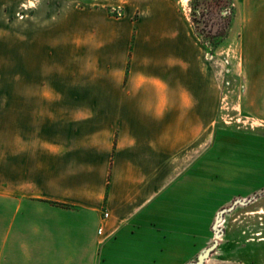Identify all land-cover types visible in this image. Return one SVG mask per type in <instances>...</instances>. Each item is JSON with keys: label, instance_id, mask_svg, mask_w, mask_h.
<instances>
[{"label": "crops", "instance_id": "1", "mask_svg": "<svg viewBox=\"0 0 264 264\" xmlns=\"http://www.w3.org/2000/svg\"><path fill=\"white\" fill-rule=\"evenodd\" d=\"M30 2L0 93V264L192 262L222 206L264 186L245 181L264 176V136L222 129L214 146L213 64L174 0H142L134 21L100 1ZM233 6L227 72L237 117L257 127L264 0Z\"/></svg>", "mask_w": 264, "mask_h": 264}, {"label": "rangeland", "instance_id": "2", "mask_svg": "<svg viewBox=\"0 0 264 264\" xmlns=\"http://www.w3.org/2000/svg\"><path fill=\"white\" fill-rule=\"evenodd\" d=\"M13 1H15L14 4H12ZM30 1L19 0L16 2V0H11L8 6L5 5L3 9H0V93L4 92L2 90L5 88H11L13 58L17 48L15 45L20 47L19 49L22 51L27 50L28 25L34 13V10L29 9ZM36 1L38 2L37 11L48 9L44 5V1L49 5L51 4V0ZM69 1L77 7H89L93 2L100 1L108 17L123 18L127 16L131 21L139 19L143 11L142 0ZM174 1L177 2L178 11L189 22V5L191 2L194 24L193 28L191 24L190 26L202 46L204 56L213 64L214 80L218 86L213 123L214 132L218 131V137L214 146L217 148L222 146L219 138V130L222 129L264 136V124L254 127L252 123L237 117L235 103L238 83L227 72L228 63L226 60L232 48L227 37L235 13L234 0ZM19 33L20 35H18ZM232 141L248 151L253 146L254 138L241 135ZM245 181L246 183L251 182L255 186L264 184V176L261 179L252 180L246 172ZM236 198H240L241 201L248 198L252 199L246 204L231 205ZM230 206L231 208H229ZM221 209L225 211L221 213L218 222L215 224V228L218 230L217 234L213 230L209 231L204 245L201 246V249L204 247L210 249L202 264H264V186L252 188L243 195L231 197ZM168 247L164 246L163 251L150 250L149 255L154 257L160 254L168 256L170 254L169 251H166ZM182 250L184 251L179 252V258L183 255L187 257L193 252ZM195 257L192 261L196 259ZM150 264L163 263L158 259L155 263L151 262Z\"/></svg>", "mask_w": 264, "mask_h": 264}, {"label": "water", "instance_id": "3", "mask_svg": "<svg viewBox=\"0 0 264 264\" xmlns=\"http://www.w3.org/2000/svg\"><path fill=\"white\" fill-rule=\"evenodd\" d=\"M252 198H248L246 199L245 201H241V200H234L232 202L231 205H234V204H246L248 203ZM231 208V206L229 207ZM225 210L224 209H221L217 214H216V217L214 219V222H213V225H212V230L214 232H216L215 234H217L218 230L215 228V224L218 222L219 218H220V215L222 212H224ZM209 248H206L204 250H202L196 257V259L192 262H189L188 264H202L204 259L208 256V253H209Z\"/></svg>", "mask_w": 264, "mask_h": 264}, {"label": "trees", "instance_id": "4", "mask_svg": "<svg viewBox=\"0 0 264 264\" xmlns=\"http://www.w3.org/2000/svg\"><path fill=\"white\" fill-rule=\"evenodd\" d=\"M190 24H191V26H192V28H193V24H194V16H193V8H192V5H191V2H190ZM220 38V37H219Z\"/></svg>", "mask_w": 264, "mask_h": 264}, {"label": "built area", "instance_id": "5", "mask_svg": "<svg viewBox=\"0 0 264 264\" xmlns=\"http://www.w3.org/2000/svg\"><path fill=\"white\" fill-rule=\"evenodd\" d=\"M20 18H22V16H20Z\"/></svg>", "mask_w": 264, "mask_h": 264}]
</instances>
